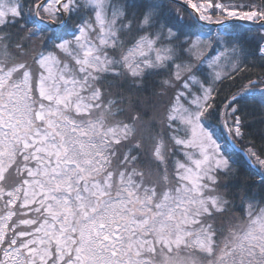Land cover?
I'll use <instances>...</instances> for the list:
<instances>
[{
    "label": "snow or ice",
    "instance_id": "1",
    "mask_svg": "<svg viewBox=\"0 0 264 264\" xmlns=\"http://www.w3.org/2000/svg\"><path fill=\"white\" fill-rule=\"evenodd\" d=\"M0 264H264V0H0Z\"/></svg>",
    "mask_w": 264,
    "mask_h": 264
}]
</instances>
